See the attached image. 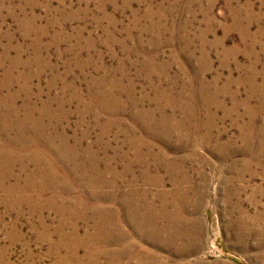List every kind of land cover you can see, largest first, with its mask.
I'll use <instances>...</instances> for the list:
<instances>
[{
	"label": "rangeland",
	"instance_id": "obj_1",
	"mask_svg": "<svg viewBox=\"0 0 264 264\" xmlns=\"http://www.w3.org/2000/svg\"><path fill=\"white\" fill-rule=\"evenodd\" d=\"M0 123V264H264V0H0Z\"/></svg>",
	"mask_w": 264,
	"mask_h": 264
},
{
	"label": "bare ground",
	"instance_id": "obj_2",
	"mask_svg": "<svg viewBox=\"0 0 264 264\" xmlns=\"http://www.w3.org/2000/svg\"><path fill=\"white\" fill-rule=\"evenodd\" d=\"M98 95V94H97ZM100 95H102L101 93H100ZM103 97V96H102ZM99 99V98H98ZM115 99V98H114ZM113 99V100H114ZM108 100V99H107ZM116 101V100H115ZM117 102V101H116ZM99 103V102H98ZM113 104V103H112ZM90 105V104H89ZM104 105V104H103ZM114 105H115V103H114ZM117 105V104H116ZM109 106V105H108ZM105 107H106V105H105ZM27 108V107H26ZM105 109V108H104ZM102 110V109H101ZM107 111H108V109H107ZM5 112V111H4ZM7 112V111H6ZM3 113V112H2ZM29 113V112H28ZM5 114V113H4ZM3 114V115H4ZM7 114V113H6ZM9 115V114H8ZM29 115H30V113H29ZM147 115V114H146ZM31 116V115H30ZM44 116V115H43ZM48 116V115H47ZM3 117V116H2ZM30 118V117H29ZM17 119V118H16ZM5 120V119H4ZM27 120V119H26ZM33 120V119H32ZM164 120V119H163ZM28 121V120H27ZM33 122V121H32ZM3 123V122H2ZM43 123H46V121L45 122H43ZM42 123V124H43ZM146 123V122H145ZM1 124V123H0ZM12 124V123H11ZM16 124V123H15ZM18 124V123H17ZM33 124H35L34 122H33ZM39 124V123H38ZM41 124V123H40ZM39 124V125H40ZM47 124V123H46ZM49 124V123H48ZM5 125V124H4ZM25 125V124H24ZM32 125V124H31ZM45 125V124H44ZM153 125V124H152ZM162 125V124H161ZM28 126V125H27ZM36 126V125H35ZM154 126V125H153ZM167 127V126H166ZM9 128V127H8ZM21 128V127H20ZM29 128H31V127H29ZM3 129V128H2ZM6 129V128H5ZM33 129V128H32ZM39 129V128H38ZM49 129V128H48ZM47 129V130H48ZM45 130H46V128H45ZM4 131V130H3ZM6 131V130H5ZM23 132V131H22ZM36 132V131H35ZM4 133V132H3ZM42 133V132H41ZM47 133V132H46ZM6 134V133H5ZM20 134V133H19ZM34 134V133H33ZM37 134V133H36ZM35 134V135H36ZM48 134V133H47ZM132 134H134V133H132ZM3 135V134H2ZM23 135V134H22ZM39 135V134H38ZM44 135V134H43ZM58 135V134H57ZM61 135V134H60ZM12 136H14V135H12ZM18 135H16V137H17ZM139 136V135H138ZM5 137V136H4ZM28 137V136H27ZM14 138V137H13ZM20 138H21V136H20ZM19 138V139H20ZM32 138V137H31ZM42 138V137H41ZM57 138V137H56ZM23 139V138H22ZM48 139V138H47ZM60 139V138H59ZM128 139H130V138H128ZM137 139V138H136ZM17 140V139H16ZM50 140V139H49ZM142 140V139H141ZM18 141V140H17ZM23 141V140H22ZM42 141V140H41ZM63 142H64V139H63ZM52 143V142H51ZM57 143V142H56ZM60 143V142H59ZM135 143V142H134ZM23 144V143H22ZM47 144V143H46ZM61 144V143H60ZM62 144H64V143H62ZM136 144V143H135ZM141 144V143H140ZM144 144V143H143ZM147 145H148V143H147ZM35 146V145H34ZM53 146V145H52ZM56 146V145H55ZM69 146V145H68ZM62 147V146H61ZM66 147V146H65ZM72 147V146H71ZM70 147V148H71ZM143 147V146H142ZM49 148V147H48ZM137 148V147H136ZM67 149V148H66ZM74 149V148H73ZM38 150V149H37ZM55 150V149H54ZM72 150V149H71ZM75 150V149H74ZM32 151V150H31ZM41 151V150H40ZM63 151V150H62ZM57 152V151H56ZM76 152V151H75ZM10 153V152H9ZM27 153H29L28 151H27ZM60 153V152H59ZM63 153V152H62ZM114 153V152H113ZM37 154V153H36ZM28 155V154H27ZM64 155V154H63ZM141 155H142V153H141ZM59 156V155H58ZM72 156V155H71ZM88 156V155H87ZM76 157V156H75ZM90 157V156H89ZM88 157V158H89ZM62 158V157H61ZM65 158V157H64ZM72 158V157H71ZM87 159V158H86ZM33 160V159H32ZM41 160V159H40ZM46 160V159H45ZM58 160V159H57ZM71 160V159H70ZM93 160V159H92ZM127 160V159H126ZM69 161V160H68ZM75 161V160H74ZM86 161V160H85ZM42 162V161H41ZM48 162V161H47ZM61 163V162H60ZM70 163V162H69ZM73 163H75V162H73ZM88 163V162H87ZM95 163H96V161H95ZM82 164H83V162H82ZM97 164V163H96ZM80 165V164H79ZM87 165V164H86ZM95 165V164H94ZM78 166V165H77ZM89 166V165H88ZM87 166V167H88ZM67 167V166H66ZM98 167V166H97ZM96 167V168H97ZM72 168V167H71ZM70 168V169H71ZM81 168V167H80ZM83 168V167H82ZM92 168V167H91ZM86 169V168H85ZM102 169V168H101ZM127 169V168H126ZM36 170V169H35ZM51 170V169H50ZM93 170V169H92ZM109 170V169H108ZM122 170V169H121ZM73 171H74V169H73ZM97 171V170H96ZM100 171V170H99ZM115 171V170H114ZM31 172V171H30ZM90 172V171H89ZM101 172H102V170H101ZM106 172V171H105ZM110 172V171H109ZM129 172V171H128ZM86 173V172H85ZM95 173V172H94ZM97 173V172H96ZM115 173V172H114ZM65 175H66V173H65ZM77 176V175H76ZM83 177V176H82ZM93 177V176H92ZM98 177V176H97ZM103 178V177H102ZM55 179V178H54ZM100 180V179H99ZM144 180V179H143ZM101 181H102V179H101ZM105 182V181H104ZM90 183H92V182H90ZM109 183H111L110 181H109ZM112 184V183H111ZM123 184V183H122ZM98 185V184H97ZM112 186V185H111ZM27 190V189H26ZM111 191V190H110ZM124 192V191H123ZM38 194V193H37ZM40 194V193H39ZM108 194H110V193H108ZM123 194V193H122ZM26 196V195H25ZM126 196V195H125ZM29 197V196H28ZM26 199V198H25ZM30 199V198H29ZM125 199V198H124ZM123 200V199H122ZM123 204V203H122ZM126 204V203H125ZM121 206V205H120ZM126 206V205H125ZM148 206V205H147ZM150 207V206H149ZM97 209V208H96ZM100 209V208H99ZM147 209V208H146ZM113 210V209H112ZM127 210V209H126ZM145 211H147V210H145ZM115 212V211H114ZM113 213V212H112ZM103 214V213H102ZM106 214V213H105ZM104 214V215H105ZM110 214V213H109ZM115 214V213H114ZM100 215V214H99ZM112 216V215H111ZM148 216V215H147ZM98 217V216H97ZM109 217V216H108ZM112 218V217H111ZM137 218V217H136ZM107 220V219H106ZM137 220V219H136ZM146 220V219H145ZM99 221V220H98ZM112 221V220H111ZM140 221V220H139ZM102 223V222H101ZM107 223V222H106ZM105 223V224H106ZM115 223V222H114ZM138 223V222H137ZM94 224V223H93ZM112 224V223H111ZM141 224V223H140ZM145 224V223H144ZM110 225V224H109ZM141 225H143V224H141ZM107 226V225H106ZM105 226V227H106ZM111 226V225H110ZM93 227V226H92ZM101 227V226H100ZM104 227V226H103ZM99 228V227H98ZM141 228V227H140ZM101 229V228H100ZM122 229V228H121ZM137 229V228H136ZM94 230V229H93ZM92 230V231H93ZM97 230V229H96ZM98 231V230H97ZM119 233H121V232H119ZM108 234V233H107ZM122 234V233H121ZM120 234V235H121ZM99 235V234H98ZM119 236V235H118ZM122 236V235H121ZM110 237V236H109ZM86 238V237H85ZM91 238V237H90ZM65 239V238H64ZM97 239V238H96ZM111 239V238H110ZM112 240V239H111ZM78 241V240H77ZM88 241V240H87ZM64 242V241H63ZM74 243V242H73ZM83 243V242H82ZM79 244V243H78ZM71 245V244H70ZM73 246V245H72ZM125 247V246H124ZM93 252V251H92ZM103 255V254H102Z\"/></svg>",
	"mask_w": 264,
	"mask_h": 264
}]
</instances>
